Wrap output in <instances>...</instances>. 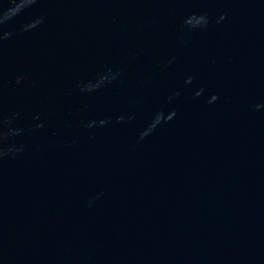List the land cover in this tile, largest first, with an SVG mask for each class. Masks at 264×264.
Masks as SVG:
<instances>
[{
	"label": "water",
	"instance_id": "1",
	"mask_svg": "<svg viewBox=\"0 0 264 264\" xmlns=\"http://www.w3.org/2000/svg\"><path fill=\"white\" fill-rule=\"evenodd\" d=\"M67 0H0V122Z\"/></svg>",
	"mask_w": 264,
	"mask_h": 264
}]
</instances>
